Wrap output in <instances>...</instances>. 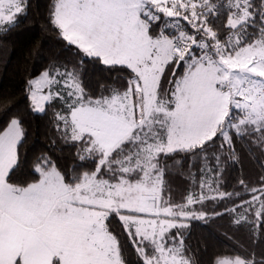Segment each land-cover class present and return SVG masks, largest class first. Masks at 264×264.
<instances>
[{
  "label": "snow or ice",
  "instance_id": "1",
  "mask_svg": "<svg viewBox=\"0 0 264 264\" xmlns=\"http://www.w3.org/2000/svg\"><path fill=\"white\" fill-rule=\"evenodd\" d=\"M30 8L0 0V33ZM47 24L78 62H51L24 91L30 113L56 108L75 151L71 165L41 154L31 182L14 180L28 133L0 98V264H198L184 230L209 218L206 201L229 200L211 215L264 246V0H50ZM86 63L123 82L90 88ZM238 142L262 170L256 185L239 179L247 198L220 190ZM194 159L175 202L166 175ZM211 264H264V252Z\"/></svg>",
  "mask_w": 264,
  "mask_h": 264
},
{
  "label": "trees",
  "instance_id": "2",
  "mask_svg": "<svg viewBox=\"0 0 264 264\" xmlns=\"http://www.w3.org/2000/svg\"><path fill=\"white\" fill-rule=\"evenodd\" d=\"M31 8L20 25L10 32L0 33V98L11 100L12 113L24 118L27 139L20 149L21 167L13 178L17 181L31 182L32 169L36 157L49 154L54 159L71 165L72 154L75 149L66 144L55 132L52 125L55 107L48 109L47 115L29 112L28 100L24 91L26 80L39 74L51 62L67 64L69 68L78 62L73 50L66 48L56 32L47 24V10L50 0H30ZM84 80L90 88H97L99 84L111 83L119 87L124 74L108 72L104 66L86 63L83 66ZM2 114V110H0ZM2 123V120H0ZM240 153L238 162H227L220 184V190L225 192L241 191L239 179H245L249 184L256 185L261 169L257 157L259 152L243 142L236 144ZM171 166L172 162H168ZM191 168L188 164L184 174L176 170L166 175L171 196L175 202H180L182 196L191 188L188 171L198 173L199 161L192 160ZM209 218L205 220L188 221L189 228L184 230L186 245L191 249V255L198 264H211L213 259L221 253H236L241 251H255L257 258L264 252V246L252 245L249 234L244 228H237L231 223L228 215L213 217L211 212L223 211L224 207H231L229 200L206 201ZM175 231V230H173Z\"/></svg>",
  "mask_w": 264,
  "mask_h": 264
}]
</instances>
